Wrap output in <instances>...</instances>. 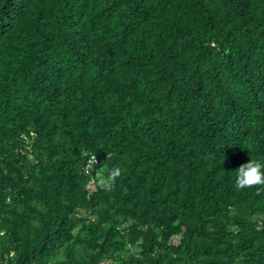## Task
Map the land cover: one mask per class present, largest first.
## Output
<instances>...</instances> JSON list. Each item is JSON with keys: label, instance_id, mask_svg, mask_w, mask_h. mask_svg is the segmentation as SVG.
Listing matches in <instances>:
<instances>
[{"label": "trees", "instance_id": "1", "mask_svg": "<svg viewBox=\"0 0 264 264\" xmlns=\"http://www.w3.org/2000/svg\"><path fill=\"white\" fill-rule=\"evenodd\" d=\"M249 159L264 0H0V264H264Z\"/></svg>", "mask_w": 264, "mask_h": 264}, {"label": "clouds", "instance_id": "2", "mask_svg": "<svg viewBox=\"0 0 264 264\" xmlns=\"http://www.w3.org/2000/svg\"><path fill=\"white\" fill-rule=\"evenodd\" d=\"M23 138L27 142H33L36 134L33 131L29 132V138L25 134H22ZM91 156H93L91 158ZM91 158V159H90ZM97 163L96 156L94 154H90L84 165L82 166V173L84 175H91L95 172L96 175L98 173H104L101 171V167L96 169L95 165ZM96 169V170H95ZM107 175L101 176L99 179L98 186L105 191H110L115 184L116 179L121 175V169L119 167H113L111 169H106ZM235 188L237 190H243L245 188H253L256 186H264V163H261L258 160L249 159L246 163H242L235 170Z\"/></svg>", "mask_w": 264, "mask_h": 264}, {"label": "rangeland", "instance_id": "3", "mask_svg": "<svg viewBox=\"0 0 264 264\" xmlns=\"http://www.w3.org/2000/svg\"><path fill=\"white\" fill-rule=\"evenodd\" d=\"M101 171H103L104 172V170H103V168L101 169ZM103 175V173H98V175H97V177L100 179V177ZM177 237H178V235H177ZM177 240V239H176ZM101 264H107V262H105V263H101Z\"/></svg>", "mask_w": 264, "mask_h": 264}, {"label": "built area", "instance_id": "4", "mask_svg": "<svg viewBox=\"0 0 264 264\" xmlns=\"http://www.w3.org/2000/svg\"><path fill=\"white\" fill-rule=\"evenodd\" d=\"M92 157H93V156H91V158H92ZM91 158H90V159H91Z\"/></svg>", "mask_w": 264, "mask_h": 264}]
</instances>
